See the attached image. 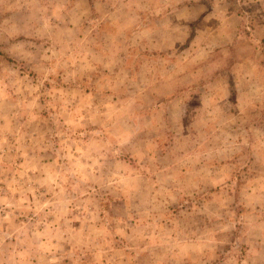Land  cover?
I'll return each instance as SVG.
<instances>
[{
    "label": "rangeland",
    "instance_id": "1",
    "mask_svg": "<svg viewBox=\"0 0 264 264\" xmlns=\"http://www.w3.org/2000/svg\"><path fill=\"white\" fill-rule=\"evenodd\" d=\"M0 264H264V0H0Z\"/></svg>",
    "mask_w": 264,
    "mask_h": 264
},
{
    "label": "crops",
    "instance_id": "2",
    "mask_svg": "<svg viewBox=\"0 0 264 264\" xmlns=\"http://www.w3.org/2000/svg\"><path fill=\"white\" fill-rule=\"evenodd\" d=\"M238 63H239V62H238ZM236 65H237V63L234 64V67H235ZM234 67H233V68H234Z\"/></svg>",
    "mask_w": 264,
    "mask_h": 264
}]
</instances>
